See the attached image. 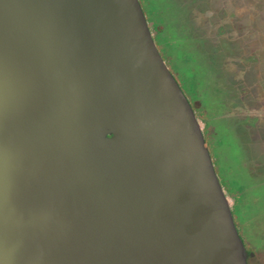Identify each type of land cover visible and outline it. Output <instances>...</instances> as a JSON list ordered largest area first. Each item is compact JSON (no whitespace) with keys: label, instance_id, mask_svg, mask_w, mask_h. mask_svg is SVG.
Returning a JSON list of instances; mask_svg holds the SVG:
<instances>
[{"label":"water","instance_id":"95a60500","mask_svg":"<svg viewBox=\"0 0 264 264\" xmlns=\"http://www.w3.org/2000/svg\"><path fill=\"white\" fill-rule=\"evenodd\" d=\"M205 130L140 0H0V264H249Z\"/></svg>","mask_w":264,"mask_h":264},{"label":"flooded vegetation","instance_id":"af4514ba","mask_svg":"<svg viewBox=\"0 0 264 264\" xmlns=\"http://www.w3.org/2000/svg\"><path fill=\"white\" fill-rule=\"evenodd\" d=\"M174 2L182 11L176 23L165 24L154 11L146 15L157 45H161L166 51L169 40L190 38L200 46L204 65L210 72L208 73L211 79L208 84L209 95L220 99L216 116L229 119L238 129L236 130L238 139L248 146L249 159L253 160L255 169L252 174L258 176V183L262 184L264 183V0H175ZM191 73L196 77L197 70L193 69ZM199 111H196L198 117L206 123L200 117L205 115L204 111L201 109ZM243 191L242 187L236 191V196H233L237 199L235 210L238 203L243 200ZM247 249L251 253L249 264H253L258 255L256 251Z\"/></svg>","mask_w":264,"mask_h":264},{"label":"rangeland","instance_id":"374dc122","mask_svg":"<svg viewBox=\"0 0 264 264\" xmlns=\"http://www.w3.org/2000/svg\"><path fill=\"white\" fill-rule=\"evenodd\" d=\"M140 1L146 15L154 11L165 24L176 23L182 13L175 0ZM167 44L166 51L158 45L163 58L195 110L200 112L201 109L205 113L200 117L207 123V146L223 184L232 197L236 196L238 189L244 188L243 200L235 210L236 222L247 248L258 255L252 263L264 264V183H258L259 177L252 174L255 167L253 160L249 159L248 146L239 141L238 129L232 121L216 116L220 99L209 95L210 72L204 65L200 46L190 38L169 40ZM193 69L197 70L196 77L191 75Z\"/></svg>","mask_w":264,"mask_h":264}]
</instances>
